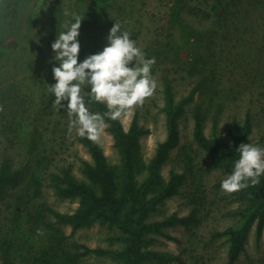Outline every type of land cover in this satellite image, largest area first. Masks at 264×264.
Listing matches in <instances>:
<instances>
[{"label":"rangeland","instance_id":"374dc122","mask_svg":"<svg viewBox=\"0 0 264 264\" xmlns=\"http://www.w3.org/2000/svg\"><path fill=\"white\" fill-rule=\"evenodd\" d=\"M174 1L0 0V169L16 173L0 188V264H29L51 238L62 234L69 245H125L116 227L96 222L72 232V226L43 210L47 205L62 213L76 211L79 199L59 196L55 179L69 170L84 180L82 163L92 160L78 126L71 124L66 108L52 105L55 97L48 92V84L55 83L51 44L73 13L83 20L81 61L103 49L116 21L147 58H155L156 91L120 117L126 130L134 117L147 130L140 140L139 181L147 177V166L167 136L166 84L175 101L194 91L179 119L178 142L160 170L163 183L176 175L179 186L146 219L176 215L187 220L148 234L152 240L146 248L167 253L170 258L163 264H228L229 236L219 233L239 225L252 200L245 188L221 190V180L232 170L194 140V112L206 117L209 137L217 117L218 131L228 140L230 129L250 112L251 141L264 146V0H185L178 21L173 20ZM82 95L89 111L98 113L87 88ZM96 141L109 164L120 170L121 155L105 120ZM257 227L253 216L234 264H264V227L261 232ZM77 264L122 262L92 252Z\"/></svg>","mask_w":264,"mask_h":264},{"label":"trees","instance_id":"16d2710c","mask_svg":"<svg viewBox=\"0 0 264 264\" xmlns=\"http://www.w3.org/2000/svg\"><path fill=\"white\" fill-rule=\"evenodd\" d=\"M185 0H175L173 6V20L178 21ZM225 10V9H224ZM194 91L180 101H175L170 85L166 84L165 103L163 110L166 114L167 136L157 146L155 155L147 166L148 175L142 181L138 180L141 172L140 151L141 137L147 133L134 117L131 126L126 130L121 119L112 120L104 117L108 111L105 103L91 100L92 106L108 124V130L114 138L115 146L121 155V169L109 164L99 142L79 136L92 160H84L81 171L84 180L74 177L69 170L55 179L56 193L64 198H78L79 207L73 213H62L44 205L43 210L52 213L61 224L72 226V232L89 227L96 222L118 228L124 234L125 245L119 249L92 248L86 244L66 242V236L51 238L31 259L29 264H77L88 254H108L118 259L122 264H163L170 256L146 248L152 240L147 235L159 233L165 226L186 221L176 215L168 216L159 221H146L149 214L158 203L174 195L179 186L178 176L173 175L169 182L163 183L161 166L166 161L168 152L176 145L179 137V119L183 114L186 103L191 100ZM205 116L202 111L194 112V140L209 154L222 160V164L231 170L233 163L239 158L237 148L241 143L252 142L250 135L253 130V117L250 112L245 116L242 124L235 123L229 131V140L224 138L217 128V117L213 119L212 136L204 132ZM16 178L15 172L6 168L0 169V188L10 180ZM246 195L252 200V205L243 209V216L239 225L230 226L220 235H228L230 246L228 250V264H234L243 247L245 231L251 217H258V232L264 227V176L255 186L245 188ZM75 246V248H74Z\"/></svg>","mask_w":264,"mask_h":264},{"label":"clouds","instance_id":"9594fccd","mask_svg":"<svg viewBox=\"0 0 264 264\" xmlns=\"http://www.w3.org/2000/svg\"><path fill=\"white\" fill-rule=\"evenodd\" d=\"M82 21L79 14L73 13L72 20L64 23V30L56 33L49 61L54 64L55 83L48 84V92L55 97L53 106L67 109L71 124L78 126L79 135L96 141L103 131L104 117L117 120L154 94L158 85L152 76V66L156 61L154 57H146L136 39L118 21L109 30L103 49L81 61L78 37ZM82 88H87L89 100L106 104L108 111L104 117L89 111ZM237 151L239 158L220 184L221 190L228 193L255 186L264 176V146L241 143Z\"/></svg>","mask_w":264,"mask_h":264}]
</instances>
